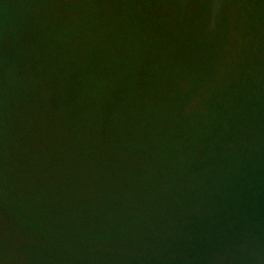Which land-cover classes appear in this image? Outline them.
I'll return each mask as SVG.
<instances>
[{
  "label": "trees",
  "instance_id": "obj_1",
  "mask_svg": "<svg viewBox=\"0 0 264 264\" xmlns=\"http://www.w3.org/2000/svg\"><path fill=\"white\" fill-rule=\"evenodd\" d=\"M0 264H264V0H0Z\"/></svg>",
  "mask_w": 264,
  "mask_h": 264
}]
</instances>
